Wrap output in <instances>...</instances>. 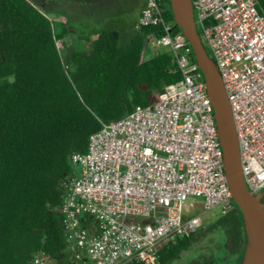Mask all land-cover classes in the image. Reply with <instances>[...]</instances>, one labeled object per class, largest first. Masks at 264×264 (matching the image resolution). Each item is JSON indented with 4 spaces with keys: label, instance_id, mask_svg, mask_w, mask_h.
I'll list each match as a JSON object with an SVG mask.
<instances>
[{
    "label": "built area",
    "instance_id": "obj_1",
    "mask_svg": "<svg viewBox=\"0 0 264 264\" xmlns=\"http://www.w3.org/2000/svg\"><path fill=\"white\" fill-rule=\"evenodd\" d=\"M235 124L240 168L253 194L264 189V15L258 0H191ZM137 25H158L180 78L108 122L72 152L62 181L60 263L43 251L30 264H156L159 250L230 207L213 109L191 48L159 0H146ZM149 36V37H150ZM59 47L61 44L56 41ZM196 199H193L195 198Z\"/></svg>",
    "mask_w": 264,
    "mask_h": 264
},
{
    "label": "trees",
    "instance_id": "obj_2",
    "mask_svg": "<svg viewBox=\"0 0 264 264\" xmlns=\"http://www.w3.org/2000/svg\"><path fill=\"white\" fill-rule=\"evenodd\" d=\"M159 5L179 31L168 5ZM43 8L29 0H0V264H30L37 251L65 262L61 183L74 172L70 154L86 150L100 121L147 104L180 78L163 47L141 59L148 37L161 31L136 19L126 28L99 30L90 48L71 51L63 61L56 41L75 30L49 19ZM258 9L264 15V0ZM215 230L222 235L223 255L240 251L241 258L245 232L231 198L230 207L206 227L163 246L156 264H169L196 234ZM210 259L200 255L201 264Z\"/></svg>",
    "mask_w": 264,
    "mask_h": 264
},
{
    "label": "water",
    "instance_id": "obj_3",
    "mask_svg": "<svg viewBox=\"0 0 264 264\" xmlns=\"http://www.w3.org/2000/svg\"><path fill=\"white\" fill-rule=\"evenodd\" d=\"M175 25L189 44L202 74L213 109L216 133L222 150V163L231 198L239 209L245 232V245L231 264H264V203L245 184L240 168L239 146L231 106L220 74L197 32L191 0H167Z\"/></svg>",
    "mask_w": 264,
    "mask_h": 264
},
{
    "label": "rangeland",
    "instance_id": "obj_4",
    "mask_svg": "<svg viewBox=\"0 0 264 264\" xmlns=\"http://www.w3.org/2000/svg\"><path fill=\"white\" fill-rule=\"evenodd\" d=\"M29 1L35 3L39 9H42L44 6L43 10L49 19L66 22L74 28L75 32L66 33L58 40L61 44L59 50L65 62L69 60V53L71 51L90 48V39L99 30L109 28L121 29L134 23L133 16L137 5H140V2H142V0ZM165 4L168 5L167 0H164ZM75 9H81L83 13L81 14V11L77 12ZM197 32L200 33L198 25ZM203 45L212 59L210 49L205 42H203ZM160 48L162 47L155 44L152 36L148 37L141 54V59L148 58L153 51ZM193 199H196V197ZM221 210V205H217L202 212L200 214L202 220L201 226L206 227L213 222L222 212ZM221 239L222 235L219 230L204 231L202 235L196 234L192 244L182 250L169 264H194V260L197 261L196 264H201L200 255L211 258L210 262L205 264H231L240 251L232 254V257H225L220 244Z\"/></svg>",
    "mask_w": 264,
    "mask_h": 264
},
{
    "label": "crops",
    "instance_id": "obj_5",
    "mask_svg": "<svg viewBox=\"0 0 264 264\" xmlns=\"http://www.w3.org/2000/svg\"><path fill=\"white\" fill-rule=\"evenodd\" d=\"M144 4H145V0H142V2H140V5H137V9H136L135 14L133 16V21H135V19L137 18V15L140 13V11H141L142 7L144 6ZM75 11L80 12L81 9H75ZM82 13L83 12L81 11V14Z\"/></svg>",
    "mask_w": 264,
    "mask_h": 264
},
{
    "label": "flooded vegetation",
    "instance_id": "obj_6",
    "mask_svg": "<svg viewBox=\"0 0 264 264\" xmlns=\"http://www.w3.org/2000/svg\"><path fill=\"white\" fill-rule=\"evenodd\" d=\"M260 201H261L262 203H264V191L262 192V194H261V196H260Z\"/></svg>",
    "mask_w": 264,
    "mask_h": 264
}]
</instances>
